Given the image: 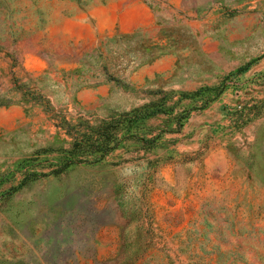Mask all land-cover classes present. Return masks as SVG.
I'll return each instance as SVG.
<instances>
[{"label": "rangeland", "instance_id": "obj_1", "mask_svg": "<svg viewBox=\"0 0 264 264\" xmlns=\"http://www.w3.org/2000/svg\"><path fill=\"white\" fill-rule=\"evenodd\" d=\"M133 1L0 0V264H264V0Z\"/></svg>", "mask_w": 264, "mask_h": 264}, {"label": "trees", "instance_id": "obj_2", "mask_svg": "<svg viewBox=\"0 0 264 264\" xmlns=\"http://www.w3.org/2000/svg\"><path fill=\"white\" fill-rule=\"evenodd\" d=\"M135 113L136 111H133L129 114H122L116 119L111 118L95 129L81 133L73 145V150L67 156H64L63 168H67L74 163H88L90 161L95 163L102 160L109 151L118 145L116 128Z\"/></svg>", "mask_w": 264, "mask_h": 264}, {"label": "crops", "instance_id": "obj_3", "mask_svg": "<svg viewBox=\"0 0 264 264\" xmlns=\"http://www.w3.org/2000/svg\"><path fill=\"white\" fill-rule=\"evenodd\" d=\"M134 5L137 7L138 10H145V5L142 1L140 0H134L133 1ZM179 10L181 9H177L176 7H174L172 9V11L174 12V14H178L180 13ZM59 34H57V38H56V46L58 49V51L62 54V56H64L63 58L66 57V59L64 61H62V63H60L61 61L58 62V64H56V66H65V67H77L79 64V57H80V53H81V49L79 47V42L76 38H73L71 36H69V33L66 31V29H62V30H58ZM98 34L96 32V30H90V41L88 42V45H96V40H97ZM201 39H203L202 37H200ZM211 40H216V39H209V38H205L203 39L202 43H207L208 45H212L214 44V41ZM210 41V44H209ZM216 43L217 40L215 41ZM201 43V44H202ZM51 45H54V43H52ZM204 48V44H202V49ZM34 55V59L36 60H40L38 55ZM27 70V69H25ZM26 80V79H25ZM16 96V93H13ZM25 108L22 106L21 103L19 104H14L12 106L9 107H0V125L3 122H7V124H11L13 126H16L18 123V119L20 118L21 113L23 112Z\"/></svg>", "mask_w": 264, "mask_h": 264}]
</instances>
